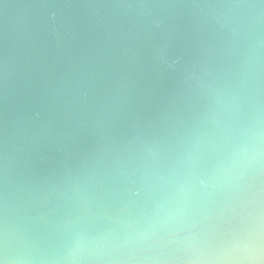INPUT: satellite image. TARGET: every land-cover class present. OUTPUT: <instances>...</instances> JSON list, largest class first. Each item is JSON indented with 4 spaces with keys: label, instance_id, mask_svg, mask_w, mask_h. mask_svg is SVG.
I'll use <instances>...</instances> for the list:
<instances>
[{
    "label": "water",
    "instance_id": "95a60500",
    "mask_svg": "<svg viewBox=\"0 0 264 264\" xmlns=\"http://www.w3.org/2000/svg\"><path fill=\"white\" fill-rule=\"evenodd\" d=\"M0 264H264V0H0Z\"/></svg>",
    "mask_w": 264,
    "mask_h": 264
}]
</instances>
